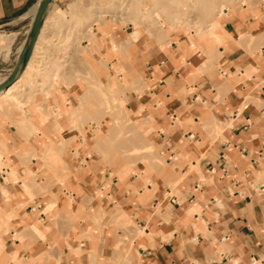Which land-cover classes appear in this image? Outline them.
<instances>
[{
	"label": "crops",
	"instance_id": "obj_1",
	"mask_svg": "<svg viewBox=\"0 0 264 264\" xmlns=\"http://www.w3.org/2000/svg\"><path fill=\"white\" fill-rule=\"evenodd\" d=\"M40 1L0 0V25L32 22ZM99 1L49 2L27 62L34 89L23 108L0 109V264H20L13 253L25 264H264V3L213 12L217 41L175 15L93 22ZM87 81L116 91L145 133L150 150L121 179L99 162L91 109L72 122ZM49 143L60 181L45 167Z\"/></svg>",
	"mask_w": 264,
	"mask_h": 264
},
{
	"label": "rangeland",
	"instance_id": "obj_2",
	"mask_svg": "<svg viewBox=\"0 0 264 264\" xmlns=\"http://www.w3.org/2000/svg\"><path fill=\"white\" fill-rule=\"evenodd\" d=\"M101 3L102 2L100 0L98 5L96 3L94 4L95 6L92 7L94 9L93 22H97L98 20H101L103 17L109 16V18L113 19L114 21H118L122 24H127V23H132L134 25L156 24L158 26H163L166 22H169L170 19H172L173 16L175 15V19L177 21H180V18H183L182 22L180 21V23H182V25L184 26L183 30L186 29L185 30L186 32L190 30H194L195 32L200 33L201 36L206 35V37H208V34L211 35L210 34L211 28L212 27L216 28V26L218 27L217 25L218 22L216 18L215 17L212 18L213 12L216 13L221 12L222 7L226 5H231L232 7L236 5L241 6V4L254 6L264 3V0H107V3L104 5L103 4L101 5ZM61 18H62L61 16L59 17L53 16L50 18L48 17L47 23L51 21L50 19L62 21ZM31 23L32 22L28 18V19L15 21L10 24L0 25V33H2L5 36L8 35L7 43L6 40L4 39L0 40L1 41L0 72L3 68L7 67L6 63L10 64L8 67H11L14 62L16 64L18 56L21 52V49L30 31ZM213 23L215 24L213 25ZM25 30H27V33L25 32ZM72 35L73 34L67 37L66 40L69 41V38L71 39ZM23 40L25 41L22 44L20 52L17 55V48L19 45H21ZM1 45H6V46L1 47ZM9 51L10 53L9 55H7V57L3 56L4 58H6L5 59L6 61L3 62L1 60L2 54L3 53L6 54ZM64 63L65 64L63 67L60 66L58 67L59 72L60 71L64 72L68 70V68L70 69V66L72 65L71 63L67 64L68 62H64ZM19 72L17 76L19 75ZM39 72L40 71L36 66L35 68L32 66L29 73L27 74V77L24 78V81L22 82L24 85L20 87L19 85H21V83L20 84L18 83L19 85L15 89L14 93L10 97L4 100L3 103L4 105L3 104L0 105V109L5 108V110H10L16 108H23L24 104L21 103L19 98L22 97L23 94L26 93L27 91L30 90L32 91L34 89V85L32 83L33 82L32 76L36 73L39 74ZM52 72L53 71L50 68V70L47 72V75L51 76ZM56 77L58 78L56 81L49 80V77H47L46 81L42 80V83H49V84L51 83V85H55V83H59V81L61 80V78L59 79V75H56ZM2 81L3 78H0V83ZM17 82H15L14 84H16ZM87 86H88L87 92L84 94V95L86 94L88 95L87 99L86 96L84 95L81 96L82 99H84L85 97L84 99L85 101L83 100L79 102L80 103L85 102V103H83V105H79L80 107L78 106L73 112H71L70 115L72 117L71 118L72 122L76 126L79 125V119L81 118V114H82L79 111L81 110L82 107L84 108L89 107L88 109H91V111H89V113L91 114V118H89L88 121H93L94 124L97 125V128H92V127H88V128L93 133L94 136V140H95L94 150L97 152L100 158L99 162H102L104 166L106 165L107 167H109L112 174L117 178L121 179L128 172L131 171L134 164L139 160L140 153L150 150V148H148L149 146L145 145L146 142L145 133L141 130V127L138 126L134 118L126 114L124 105L121 102L120 98L118 97L116 91H112V90L108 91V89H103L100 87V85L96 84L95 81H93L92 83L87 81ZM84 104H86L87 106L86 105L84 106ZM94 107H96V109ZM76 110L78 111L76 112ZM92 115L94 118L92 117ZM111 115H113V117H110ZM111 118H114L115 120L111 122L112 120ZM100 119H102V121H100ZM49 144L50 146L46 144L45 151L42 154V156L45 159L44 160L45 167L49 170V172L52 175V178L55 181H60V178L57 176L58 172L65 170L63 161L60 160L61 162H59L58 160L61 159L59 158L61 156V151L59 148L56 147V145L53 146L52 144V146L54 147L53 148L51 147V143ZM55 147L59 150L56 149L57 150L56 151ZM49 148L50 149L53 148L54 151L49 150ZM55 152H57V154H60V155L56 154L58 156L56 157V160L54 157ZM47 155L50 156L48 157ZM49 160H52L54 163ZM31 183H32V179H28V181L26 180L23 183V187L26 191H29ZM4 212H6L5 209L0 205V234L6 232V235H8V227L6 224V220L9 218V215ZM32 229L36 233H38L41 237H43V233L36 226H32ZM12 259L15 260L16 263H20V264L27 263L21 261L16 253H13ZM39 259L40 256L31 257L28 260V263L34 264Z\"/></svg>",
	"mask_w": 264,
	"mask_h": 264
},
{
	"label": "water",
	"instance_id": "obj_3",
	"mask_svg": "<svg viewBox=\"0 0 264 264\" xmlns=\"http://www.w3.org/2000/svg\"><path fill=\"white\" fill-rule=\"evenodd\" d=\"M50 1L51 0L40 1L36 13L33 16L31 28L28 33L27 39L21 49L16 64L13 70L11 71V73L8 75V77H6V79L0 83V93L4 91L17 79L18 72L20 71L19 73H21L24 70L25 66L27 65V62L31 56L33 47L35 45V42L37 41L38 35L40 33L44 20L45 11Z\"/></svg>",
	"mask_w": 264,
	"mask_h": 264
},
{
	"label": "bare ground",
	"instance_id": "obj_4",
	"mask_svg": "<svg viewBox=\"0 0 264 264\" xmlns=\"http://www.w3.org/2000/svg\"><path fill=\"white\" fill-rule=\"evenodd\" d=\"M38 7V6H37ZM37 7H35L34 9H32L31 10V13H32V16H34L35 15V13H36V10H37ZM225 7V6H224ZM224 7H222V9L224 8ZM30 14V13H29ZM31 16V17H32ZM45 19V18H44ZM46 22H47V19H46ZM213 22H215V21H213ZM218 22V21H217ZM217 22H215V23H217ZM215 23H213V25L215 24ZM43 24H44V20H43ZM42 24V27L44 26ZM217 25H219V24H217ZM41 27V28H42ZM221 27V26H220ZM216 28H217V26H216ZM216 28H211V30H210V34L212 35V37H214L216 40H220L221 39V37L219 36V34H217L216 32H215V30L214 29H216ZM43 34V33H42ZM1 39H4V40H6V43L8 42V35L7 36H5V35H3L2 33H0V40ZM39 39H40V37H39ZM211 39V38H210ZM214 41V40H213ZM0 43H1V41H0ZM7 45V44H6ZM6 45H1V47H3V46H6ZM10 47V46H9ZM35 55V54H34ZM32 59V58H31ZM217 59V58H216ZM30 62V61H29ZM33 62L31 61L29 64L27 63V65H28V67H27V69H26V71L25 72H23L24 70H25V68H26V66H25V68H24V70L22 71L24 74L21 76V78L19 79V81L16 83V84H14V85H10V86H8L4 91H2L1 93H0V105H2L3 103H4V100L5 99H7L8 97H10L13 93H14V91H15V89L18 87V85L22 82V80H23V78H24V76H26V74L30 71V68H31V64H32ZM19 83V84H18ZM84 96H86V99H87V94L86 95H84ZM91 97V96H90ZM81 100H80V102L81 101H83L84 99H85V97H84V99H82V98H80ZM89 99V98H88ZM85 101V100H84ZM11 102V101H10ZM12 102H14V101H12ZM79 102V103H80ZM100 102V101H99ZM83 103H85V102H83ZM83 103H80L79 105H83ZM15 104V103H14ZM4 105V104H3ZM86 104H84V106H85ZM88 105H90V104H88ZM87 106V105H86ZM80 107V106H79ZM100 107V106H99ZM86 108H89V107H86ZM95 109H96V107H94ZM94 109V110H95ZM98 109H100V108H98ZM118 109H119V107H118ZM75 110V109H74ZM73 110V111H74ZM93 110V111H94ZM78 110H76V112H77ZM98 115V114H97ZM108 115H109V113H108ZM92 117H93V115H92ZM100 117H101V115H100ZM110 117H113V115H111ZM75 118V117H74ZM87 118V117H86ZM89 118V117H88ZM94 118V117H93ZM102 119H104V118H102ZM102 119H100V121H102ZM112 120H111V122L113 121V120H115L114 118H111ZM99 120V119H98ZM95 121V120H94ZM116 122V121H115ZM98 123V122H97ZM101 123V122H100ZM118 123V122H117ZM128 123V122H127ZM122 124V123H121ZM138 124V123H137ZM102 125V124H101ZM122 133V132H121ZM111 134V133H110ZM62 137V136H61ZM61 139V138H60ZM48 146H50V144H47ZM60 145V144H59ZM58 145V146H59ZM146 145V144H145ZM54 146V145H53ZM52 146V144H51V147H53ZM58 146H56L57 148H59ZM50 147V148H51ZM55 147V150L57 149ZM49 148V150H53L54 151V147L52 148V149H50ZM57 150H59V149H57ZM56 150V151H57ZM52 153V152H51ZM51 153H49V154H51ZM54 154V153H53ZM53 154H52V156H53ZM57 152H55V155H54V157H55V160H56V157H58L57 155H60V154H57ZM48 157L50 156V155H47ZM52 158V157H51ZM50 158V159H51ZM59 158H61V157H59ZM49 159V158H48ZM54 159V158H53ZM52 159V160H53ZM58 159V158H57ZM104 159V158H103ZM52 160H49V161H51V162H53ZM59 160V162H61L60 160H62V159H58ZM57 160V161H58ZM48 161V162H49ZM50 163V162H49ZM54 163V162H53ZM56 163H58V162H56ZM57 166V165H56ZM41 169V168H40ZM128 170V169H127ZM111 174V173H110ZM109 174V175H110ZM14 175V174H13ZM28 181V180H27ZM25 186V185H24Z\"/></svg>",
	"mask_w": 264,
	"mask_h": 264
}]
</instances>
